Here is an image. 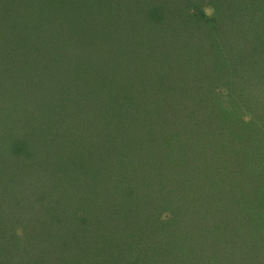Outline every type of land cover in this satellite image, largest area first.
I'll return each instance as SVG.
<instances>
[{
	"label": "rangeland",
	"instance_id": "374dc122",
	"mask_svg": "<svg viewBox=\"0 0 264 264\" xmlns=\"http://www.w3.org/2000/svg\"><path fill=\"white\" fill-rule=\"evenodd\" d=\"M5 1L0 0V8L3 7ZM127 1L128 3H135V0H118L115 10L118 14L126 15L127 13L125 17L127 21L128 17L132 18L135 16L134 26L137 23L136 26L133 27V20H129L127 24L128 36L129 33L133 35L137 34V32L140 33L139 39L131 38L132 43H138L133 51L146 47L147 42L150 43L151 46L148 47L149 51L151 50L150 55L149 51L148 54L146 51L143 52L147 57L148 63L144 64L147 66V71L143 74V65L140 64L141 68L136 71L137 75L134 77L133 71L126 74L127 68L126 66L125 68L123 67L124 74H121L120 78L107 77L102 80V82L104 81L103 84H105L103 91L90 86L88 89L89 94L85 96L78 95L82 102L85 101L82 106L80 105L79 109L76 99L79 97L72 96L70 93L72 91H80L83 87L85 88L84 84H86V81L80 76L78 78L74 77L76 82L69 85V94L71 95L69 96L70 112L59 121L61 124L69 123V133L61 132L59 133L60 137H58L64 141V147L69 151V179L80 172L77 166H72L73 162L80 164L82 159L86 161L85 157L90 160L93 157L92 161L95 163V167L98 170H102L103 164L107 166L106 159L111 158L109 155L119 156V153L115 154L118 152L116 145L121 147L126 139L122 134L116 136L114 128L120 129L116 119L119 120L123 117L119 122L124 127L135 124L136 129H140V127L146 126L145 123H142L141 126L138 121L134 120V122H131V118H126L131 116L133 114L131 112L136 109L133 104L127 106L125 104L127 100H123L124 98L129 99L134 93V89L136 91L138 89L139 92L133 96L138 93L140 94L139 96H142L143 92H140L142 91L140 87L146 84H156L158 82L157 85H160L159 76L161 71L157 67H154L155 69L149 68L151 61L154 60L155 51L158 54L162 50H170L172 45L177 47L186 41H190L193 46L197 47L198 45L204 51H207L205 57L208 59L203 65L206 69H209L211 68L210 61L213 59L211 56L212 51L216 49L218 42L221 41L223 52L222 55L218 54L219 60L216 63L218 66L220 65L219 68H223L226 71L222 78L224 81L228 78V74L231 71L232 73L236 71V74H232L231 84L229 83L236 89H229L227 85L220 83V87L215 88L213 96L215 101H217L216 105H219V110H222L221 113L228 119V123L225 125L236 128V131L239 129L237 133L240 136L233 138L234 141H231V143L222 142L228 146V150L223 153L226 159L222 157L209 159L207 163L217 162L220 169L223 170V176L234 180L236 191L231 192V187L228 189L226 188L227 185L222 184L221 186L224 187L218 191L217 186L212 187L201 179L198 181V168L190 162L194 156L192 153L187 155L189 158H185L186 163L181 162L178 166L179 170H181L180 172H175L176 168L170 170L171 165L176 167V164L175 162H170V154L165 148H161L165 144H150L153 148L148 150L152 157L155 152H159L161 149V156L157 154L158 159H156V162L159 166L163 164V168L167 170V173L162 171L160 176L157 175L156 179L159 184L156 187L162 192L170 191L171 197H167L168 195L165 193L162 195L166 198L163 197L161 199L159 196L157 198L150 195L142 196L147 193V189L143 188L145 187L144 185L138 184L130 189V196L135 194L140 196L134 206H130V203L128 204L130 198L123 206L124 200L117 193L111 196L99 193L100 190H104L100 184V177L103 175L101 173V176H99L97 174L99 171L94 173V179L87 176L88 183L73 185L72 181L68 183L62 179L64 175L60 176L61 172L57 173L55 177H49L44 175L46 171L41 168L35 174L37 172V170L34 172L36 167H32V162H30L21 172L17 179L18 181L16 180L19 184H29L24 189L23 200H20L22 204L20 203L19 207L16 205L8 206V204L0 206V230L3 227L4 231L0 234V264H6L4 263L6 254H11V257L15 254H23L24 257L21 261L14 257L9 264H86L85 261L88 258H91V260L92 257L96 258L102 254L101 249L104 245L108 246L110 244L118 245V247L112 250L110 255H113V258L109 261V264H264V204H260L256 198H261L258 194L259 185L256 181V176L262 182V186L264 185V174H253L255 172L253 164L255 162L262 164V160L261 156L254 153V150H251L249 158L244 157L245 152L253 148V143L250 142L251 139L262 141L260 145L262 150H264V106L261 107L262 103H264V55L262 56L259 53L254 62L251 61L250 57L255 55L256 48L262 49L264 47L263 14L255 8L254 16L250 20L255 18V20L259 21L257 22L258 24H252V28L245 24H238L236 29H226V18H220L218 10L221 7L224 8V11L227 10L229 2H233V0H141L137 1V4L130 5L131 7L126 5ZM108 9L111 14H114L110 8ZM129 11L131 13L128 14ZM139 12L141 15L137 17L136 14ZM214 12H216V15H214ZM237 14L243 17L241 13L237 12ZM156 15L162 18L159 23L155 22ZM244 17L246 16L244 15ZM212 19H214V24L216 25H213L210 31L214 35H224L228 44H224V40L219 36L217 37L220 39L215 38L210 41L204 34H200L203 32V25L206 22L211 24L207 20ZM245 21L244 23L250 24L248 18ZM108 22L109 24L113 23L110 19ZM248 28L250 30L246 31ZM110 29L116 31L117 27L113 23L109 25L108 30ZM0 31L2 36L8 35L3 26H0ZM36 34L38 38L43 40L44 37L41 33L37 32ZM118 36L119 32L105 33L101 37V43L106 44L116 40ZM162 40H165L169 46L162 43ZM96 43L99 45L97 50H101L102 47V51L112 50L111 47L102 46L98 38ZM94 45L96 46V44ZM16 46L18 45L9 44L11 49ZM23 47L26 46H21L22 49ZM177 49L181 50L180 47ZM126 50L113 54V57L110 56L111 59L109 58V53L105 56L108 57L107 60L114 62V58H121V53ZM194 50L199 52V48ZM127 51L128 53L126 52V54L131 55L129 52L130 48ZM173 57L174 54L171 53L169 58L172 59ZM177 58L173 59L176 61ZM124 62L130 64L126 57ZM188 74L190 73L186 75ZM126 80L129 81L126 82ZM249 89H254V91H248ZM246 92L250 94L247 96ZM251 94H255L256 97H250ZM148 95L149 93L144 96L148 98L150 97ZM109 97L112 100H118V105L122 102L125 105H117L116 110H110L111 112L107 115L104 113L103 115L98 110V106L102 103L103 105H109L114 102H110ZM243 98H246V100ZM33 99L37 100L36 96ZM256 99L259 101L258 107ZM183 103L184 99L181 97L177 98L173 105L179 106L180 104L183 105ZM168 104L167 102V106ZM165 109L167 110V108ZM129 110L130 113L128 112ZM136 112H138L136 116L140 118V114L143 115L145 111L142 109L140 111L136 110ZM114 113H117L118 116ZM158 115V120L167 116L165 113L163 115V112ZM158 120L154 117L153 122L158 123ZM65 124L62 125L60 130H65L63 127ZM157 127L158 125L156 129L154 128L156 130L154 132L159 130ZM172 128V126L166 127L163 132L168 134ZM138 133L140 136L143 132L138 131ZM224 133L228 135L226 138H229V133L226 130H224ZM161 134L163 135L162 132ZM1 139L2 137L0 136ZM243 142H246V145L244 149H241ZM105 143L108 144L106 146L112 145L113 148L109 146L110 149L108 150L113 152L112 154L105 148ZM94 148L95 153L91 152ZM208 152H210L211 156H215L214 153H211V149H208ZM253 155L256 157H252ZM6 156L12 158L11 154ZM167 157L168 159H166ZM152 158L154 162L155 157L153 156ZM15 163H10L11 171L14 174L19 166L17 161ZM217 163L214 166H217ZM33 165H36V162H33ZM32 171L34 173H31ZM145 171L148 172L147 168L141 171V176L145 174ZM64 173H68V171ZM134 175L137 176L138 174L134 173ZM213 176L215 177H212L210 183H219L218 178H221L222 175L215 170L213 171ZM190 177L192 178L189 179ZM184 178L186 181L189 182L191 180L192 182L189 186L187 185L190 192H185V197L189 199L187 203L184 202V199L180 202L184 196V192L180 191L183 190L180 183L183 182ZM105 182L108 184V181ZM1 184L0 182V186ZM81 185H84V189L87 190L79 189ZM237 187L244 188L242 192H245V196H249L251 210H256L261 216L249 214L252 220L248 221L247 212L245 210L243 212L240 208L242 205L238 206L233 203L239 199ZM205 189H207V195L204 196L213 195L214 201L209 199V197L208 202H201L199 197H197L196 199H198L199 203H197L198 201L194 203L192 199L193 190L203 192ZM159 190L154 188L153 192ZM221 191L230 192L222 198L230 203L224 206L219 204L222 209L217 204L218 194L220 196ZM256 191L258 193H255ZM87 195H92V197L88 199ZM57 196L60 198H56ZM245 196L243 194L244 198ZM82 204L84 209L80 208ZM257 208L262 210H257ZM223 211L225 212L223 213ZM73 227L79 229V235L76 237V228L74 229ZM153 231L159 237L148 238L147 234L153 235ZM73 234L75 235L73 236ZM135 240H138L137 249H141L144 253L135 254L136 252L128 248L131 245L125 247V242L133 243ZM76 242L81 246V249H79V246L74 245ZM2 248L6 250L4 251ZM97 250L98 253L96 254ZM95 258L93 260L97 262ZM142 259L146 260V262L139 263Z\"/></svg>",
	"mask_w": 264,
	"mask_h": 264
},
{
	"label": "trees",
	"instance_id": "16d2710c",
	"mask_svg": "<svg viewBox=\"0 0 264 264\" xmlns=\"http://www.w3.org/2000/svg\"><path fill=\"white\" fill-rule=\"evenodd\" d=\"M137 1L141 0H135V3H128L127 1L126 5L130 6L132 4H137ZM117 3L118 0H6L3 3V7L0 8V26H3L8 32V35L2 36L0 31V136L2 137L0 140V182L2 183L0 186V206L8 204V206L16 205L19 207V204H22L20 200H23L22 198L25 195L24 189L29 184H19L17 179L30 162H32V167H36V169H34V172L37 170L35 174L38 173L41 168L46 171L44 175L49 177H55L57 173L61 172L62 174L60 176L64 175L62 179L68 183L72 181L73 185L88 183V177L94 179V173L99 171L97 174L101 176L102 173L103 176L100 177V184L102 188H104V190H100L99 193L110 196L115 193L119 194L121 199L124 200L123 206H125L129 198L128 204L130 203V206H134L138 202L140 198L138 194L130 196V189L132 186L135 187L138 184L144 185L145 187L143 188L147 189V193L142 196L150 195L154 198L159 196L161 199L163 197L166 198L162 195L165 193L168 195L167 197H171L170 191L168 192L167 190L168 193L162 192L156 187L157 184H159L156 179L157 175L160 176L162 171L167 173V170H164L163 164L159 166L156 162V159H158L157 154L161 156V149L159 152H155V155H153L155 157L154 162L152 161L153 156L151 157L149 150L153 148V146L150 145L153 143L165 144V146L162 145L161 148H165L168 154H170V162H175L176 164V167L171 165L170 170L176 168L175 172H180L181 170H179L178 166L181 162L186 163L185 158H189L187 155L192 153L194 156L192 158L193 160L190 162L198 168V172L196 171L199 175V177H197L198 181L201 179L212 187L217 186L218 191L222 190L221 188L224 187L221 186V184L227 185L226 188L228 189L231 187V192L236 191L234 180L223 176V170L220 169L217 162L212 164L207 163L209 159L221 157L226 159L223 153L228 150V146L224 145L222 142L227 141L231 143V141H234L233 138L240 136V134L237 133L239 129L236 131V128L225 125L228 123V119L221 113L222 110H219V105H216L217 101H215V97L213 96L215 88L220 87V83L227 85L229 89H236L233 85H230L232 82V74H236V71H233V73L231 71L228 74V78L224 81L222 78L226 71L223 70V68H219L220 65L218 66L216 63L219 60L218 54L222 55L223 52L221 41L218 42L216 49L212 51L211 56L213 59L210 61L211 68L209 69H206L203 65L208 59L205 57L207 51H204V49L198 45L197 47L193 46L190 41H186L177 47L172 45L170 50H162L158 54L155 51L154 60H150L151 65L149 68L155 69L154 67H157L159 71H161L159 76L160 85H157L158 82L156 84H146L147 86L140 87V90L142 88L140 92H143L142 96H139V93L133 96L135 93L139 92L138 89L137 91L134 89V93L130 98H124L123 100H127L125 102L127 106L133 104L136 110L140 111L144 109L145 112L143 115L140 114V118L136 116V114H138L136 110L132 111L131 113L133 114L126 118H131V122H134V120L138 121L141 123V126L142 123H145L146 126H142L140 129H136V126H134L135 124L124 127V125H121L119 122L123 117L119 120L116 119L117 125L120 128H114L117 134L116 136L122 134L126 139L121 147L114 144L118 150V152L114 153H119V156L109 155L111 158L106 159L107 166L103 164L102 170H98L95 167V163L92 161L93 157L91 160L85 157L86 161L82 159L81 165L77 162H73L72 166H77L80 172L75 176H71L69 179V151L64 147V141L60 140L58 137H60L59 133L61 132L69 133V123L61 124L59 121L64 115L70 112V94L75 97L85 96L89 94L88 89L90 86L96 87V89L99 88L100 91H103L105 89V84H103L104 81L102 82V80H105L107 77L120 78L121 74H124L123 67L125 68V66L127 68L126 74L133 71L134 77L137 75L136 71L141 68V65H143V74L147 71V66L144 65L148 63L147 57L143 52L146 51L148 54V47L151 45L147 42L146 47L133 51L138 43H132L131 38L139 39L140 33L137 32V34L134 35L129 33L128 36L127 24L129 20H133V27H135L137 24L135 23L134 26L135 16L132 18L128 17L127 21L125 18L127 13L126 15L116 13L115 6ZM108 8H110L114 14H111ZM227 8L228 9L225 11L222 7L218 10L220 18H226V29H236V25L238 24H245L252 28V24H258L257 22L259 21L255 20V18L250 20L254 16L253 13L256 9L263 14L262 18L264 19V0H249V2L248 0H233V2H229ZM237 12L243 14V17L244 15L246 17L243 18L239 16ZM129 13H131V11H129L128 14ZM214 13V15H216V12ZM140 15V12L136 14L137 17H140ZM247 18L250 24L244 23ZM109 19L116 25V31L111 29L108 30L109 25L113 24H109ZM161 19V17L156 15L155 22L159 23ZM207 21L211 22V24H207L205 21L203 32L200 34H204L210 41L220 37L224 40V44H228L224 35H214L210 31V29L213 28L212 26L216 25L214 24V19ZM130 29L133 30L132 27H130ZM248 30H250V28L246 31ZM37 32L41 33L44 37L43 40L38 38ZM109 32H119L118 38L106 44H102L101 37L105 33L109 34ZM97 38L102 46L106 48L111 47L112 50L102 51L103 47L101 50H97L99 47L98 43H96ZM162 43L169 46L165 40H162ZM9 44H17L18 46H16L14 50L9 47ZM94 44H96V46ZM21 46L26 47L22 49ZM179 47L181 48L180 51L177 49ZM128 48H130L129 52L131 55L126 54V52L128 53ZM195 48H199V52H196L194 50ZM124 49L127 50L121 53V58L116 59L115 57L114 62L107 60L108 57L105 55L108 53L110 58V56L113 57V54H117ZM255 50V55L250 56L252 62H254V59L257 58L259 53L262 56L264 55V47L262 49L256 48ZM171 53L174 54L173 58L178 57L176 61L173 58H169ZM125 57L128 58L130 64L124 62ZM155 57L157 58L155 59ZM139 61L142 62L136 65L134 64ZM192 69L195 70L193 71ZM243 71L246 72L244 69ZM187 73L190 74L186 75ZM78 76L86 81V84H84L85 88L83 87L80 91H72V93H70L69 85L75 83L74 77L78 78ZM129 80H126V82ZM248 91H254V89H249ZM147 93H149L148 96H150L148 98L144 96ZM248 94L250 93L246 92L247 96ZM34 96H36L37 100L33 99ZM181 97L184 99L183 105L174 106V101ZM250 97L255 98L256 96L255 94H251ZM79 98H76L78 101V109L80 105L82 106V104L85 103V101L82 102V99ZM257 99L256 104L258 107L259 101ZM109 100L110 102L114 101L115 104L114 102H111L109 105L100 104L98 110L102 112V114L104 113L107 115L109 112L116 110L118 100H112L110 97ZM244 100H246V98ZM167 102L169 103L168 106ZM125 104L122 102L119 105ZM262 106H264V103H262L261 107ZM165 108H167V110ZM128 112L130 113V110ZM162 112L163 115L165 113L167 116L161 117V119H159L161 121L159 122L158 114ZM114 114L118 116L117 113ZM154 117H156L158 123L153 122ZM63 124H65V126H63L65 130H60ZM157 125V129L159 130L154 132L156 131L154 128L156 129ZM171 126L173 127L172 130H170L168 134H165L163 129ZM123 129L125 130L124 132ZM224 130L229 133V138H226L228 135L224 133ZM138 131H142L143 133L139 136ZM137 140H139L138 143ZM250 142L253 143V148L245 152L244 157L249 158L251 150H254V153L261 156L262 164H257V162L253 164V170H255L253 174H264V150H262V146L260 145L262 141L251 139ZM106 145L108 144L105 143L104 145L107 151L110 147L113 148L111 144L109 145L110 147ZM245 145L246 142H243L241 149H244ZM208 149H211V153H214L215 156H211ZM94 150L95 148L92 149L91 152L95 153ZM109 153L112 154L113 152ZM7 154H11L12 158H8L6 156ZM252 157L256 156L253 155ZM166 159H168V157ZM16 161L17 164H19V169L17 168V172L14 174L11 171L10 163H15ZM33 162H36V165H33ZM216 163L217 166H214ZM60 168H62L61 171ZM144 168H147L148 172L145 171V174L141 176V171L144 170ZM215 170L222 175L221 178H218L220 184L210 183L212 177H215L213 176V171ZM67 171L68 173H64ZM34 172L32 171L31 173ZM134 173L138 175L135 176ZM191 178L192 177L189 179ZM184 179L183 182L180 183L183 188V190L180 191L184 192V196L179 200L181 202L184 199V202L187 203L189 199L185 197V192H190L188 186L192 182L191 180L188 182ZM102 180H104L103 183ZM223 180H225V182H223ZM105 181H108V184H106ZM147 181L148 183H146ZM256 181L259 185V193L257 191L255 193H258L261 197L260 199L258 197L256 198L260 204H264V185L261 186L262 182L257 176ZM84 188L85 186L81 185L79 189L87 190ZM154 188L159 191L153 192ZM243 189V187H237L239 199L236 202H232L236 203L238 206L242 205L240 207L241 210L247 212V219L251 221L252 219L249 217V214H256L257 216L260 214H258L256 210H251L249 205L251 200L249 196H245V192H242ZM172 191H174V189H172ZM228 193L230 192L227 191V193H225L221 191L219 196L217 192L218 206L219 204L224 206L230 203L222 199L223 196ZM204 195H207V189L203 192L193 190L192 199L194 203L198 201V199H196L197 197H199V201L201 202H208L209 199L214 201L213 195L209 196L210 198ZM87 196L88 199L92 197V195ZM56 198L60 197L57 196ZM168 201L170 200L168 199ZM199 201L197 203H199ZM80 208L84 209V205L82 204ZM257 210L260 209L257 208ZM224 212L225 211H223V213ZM73 228L75 229L76 227ZM3 232L2 227L0 234ZM73 232L75 233L74 230ZM75 234H73L75 237L79 235L78 228H76ZM153 236L159 237L154 231L153 235L147 234L148 238ZM137 241L138 240H135L133 243L125 242L126 245H124L125 247L131 245L128 248L136 252L135 254H139L140 252L144 253L141 249H137ZM43 242L45 243V241ZM74 245L77 247L79 246V249H81V246L78 245L77 242ZM117 247L118 245H104L101 249L102 254L96 258L92 257V260L88 258L87 261H85L86 264H109V261L113 258V255L111 256L110 254H112V250ZM2 250L5 251L6 249L2 248ZM97 253L98 250L96 251V254ZM14 257H16L18 261L24 258L23 254H15L12 257L11 254H6L4 263L9 264V262L13 261ZM94 258L97 262L93 260ZM145 262L146 260L144 259L139 261V263Z\"/></svg>",
	"mask_w": 264,
	"mask_h": 264
}]
</instances>
